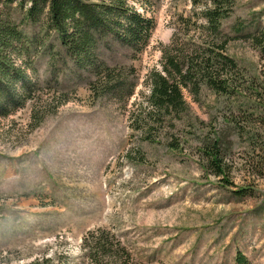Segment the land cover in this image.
<instances>
[{
  "label": "rangeland",
  "instance_id": "rangeland-1",
  "mask_svg": "<svg viewBox=\"0 0 264 264\" xmlns=\"http://www.w3.org/2000/svg\"><path fill=\"white\" fill-rule=\"evenodd\" d=\"M127 2L152 21L148 42L97 36L93 52L118 81L94 85L49 26V3L37 22L28 1L0 3V22L25 41L8 55L34 85L33 100L0 117V264H95L97 238L100 264H238V253L264 264V54L250 38L264 0H217V32L204 16L212 0ZM194 41L223 46L234 91L200 81L182 89L178 117L145 125L148 73L168 46L182 58Z\"/></svg>",
  "mask_w": 264,
  "mask_h": 264
},
{
  "label": "trees",
  "instance_id": "trees-1",
  "mask_svg": "<svg viewBox=\"0 0 264 264\" xmlns=\"http://www.w3.org/2000/svg\"><path fill=\"white\" fill-rule=\"evenodd\" d=\"M14 1L0 0V3L8 5ZM25 1L30 3L26 15L32 22L39 21L40 15L49 3V26L58 32L62 45L75 63L81 66L87 63V67L93 70L96 76L93 85L118 81L111 67L103 61H98L93 52L97 36L110 33L120 43L131 46L140 44L143 47L148 42L153 26L150 19L129 6L128 0H109L106 3H95L90 0H20V4H24ZM212 3L214 7L204 11L209 25L206 28L217 32L219 18L225 14L216 9L217 0H212ZM250 38L264 54V26L251 34ZM21 41L25 42L17 25L0 22V117L13 113L24 106L27 100L34 99L31 92L34 85L30 78L20 66L13 64L8 55V50L16 48ZM193 46V50L186 52L181 58L182 52L178 53L171 44L168 46V54L163 55L162 71L153 70L148 73V108L140 112V118L145 125L149 121H156V118L163 119L174 115L178 117L186 106L182 89L193 88L192 91L196 92L200 81H204L216 93L234 91L230 73L236 71L237 64L230 57L217 51L223 49V46L211 48V45H207L204 49L195 41ZM199 51L202 54L214 52L218 62H211L210 57L197 59L196 56L201 55L198 54ZM205 153L211 159L209 168L213 169L215 175L222 173L221 164L217 162V153L212 150ZM84 239L86 241L88 237ZM97 241L99 238L96 241H89L88 256L95 264H100L101 258L98 256L104 252L98 251ZM236 261L238 264H247L245 256L241 253H238Z\"/></svg>",
  "mask_w": 264,
  "mask_h": 264
}]
</instances>
